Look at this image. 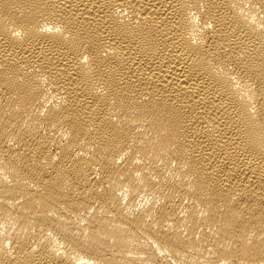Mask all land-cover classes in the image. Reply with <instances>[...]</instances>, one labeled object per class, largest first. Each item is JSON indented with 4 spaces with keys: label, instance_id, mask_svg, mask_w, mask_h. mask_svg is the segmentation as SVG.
I'll list each match as a JSON object with an SVG mask.
<instances>
[{
    "label": "bare ground",
    "instance_id": "1",
    "mask_svg": "<svg viewBox=\"0 0 264 264\" xmlns=\"http://www.w3.org/2000/svg\"><path fill=\"white\" fill-rule=\"evenodd\" d=\"M0 264H264V0H0Z\"/></svg>",
    "mask_w": 264,
    "mask_h": 264
}]
</instances>
